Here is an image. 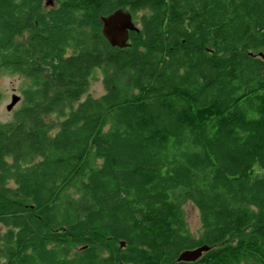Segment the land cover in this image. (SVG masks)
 Returning a JSON list of instances; mask_svg holds the SVG:
<instances>
[{"label":"trees","instance_id":"1","mask_svg":"<svg viewBox=\"0 0 264 264\" xmlns=\"http://www.w3.org/2000/svg\"><path fill=\"white\" fill-rule=\"evenodd\" d=\"M56 1L0 0V264H264V0Z\"/></svg>","mask_w":264,"mask_h":264},{"label":"rangeland","instance_id":"2","mask_svg":"<svg viewBox=\"0 0 264 264\" xmlns=\"http://www.w3.org/2000/svg\"><path fill=\"white\" fill-rule=\"evenodd\" d=\"M57 5L56 0H44L42 11H45L49 6ZM107 74V72H106ZM105 74V75H106ZM104 74L100 70H96L93 73V77L90 79L89 84L85 92L81 95V98L89 95L92 97H97L104 92L103 84ZM30 83L29 78L24 74L18 72H10L5 70H0V123H7L13 120L15 111L21 106L22 102V89ZM20 96V99L12 107L11 110H6L5 106L10 102V97L12 94ZM57 118L55 113L49 115V120H54ZM54 128L45 132V138L51 137L54 132ZM185 213V219L187 227L191 233L198 235L200 233V220L199 212L195 206L191 203L186 202L182 206ZM4 232L3 226L0 225V233Z\"/></svg>","mask_w":264,"mask_h":264},{"label":"water","instance_id":"3","mask_svg":"<svg viewBox=\"0 0 264 264\" xmlns=\"http://www.w3.org/2000/svg\"><path fill=\"white\" fill-rule=\"evenodd\" d=\"M100 20L101 33L112 46H125L128 39V31L137 30L131 14L122 9H117L108 15H101ZM259 56H262L261 52H259ZM19 99L20 96L13 93L10 97V102L5 106L6 110H11ZM209 248L208 245L202 244L192 249H184L177 256L176 261H193Z\"/></svg>","mask_w":264,"mask_h":264}]
</instances>
